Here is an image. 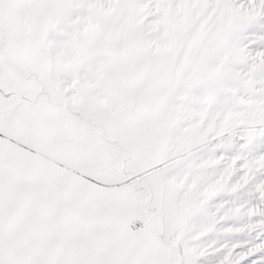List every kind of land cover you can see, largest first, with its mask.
I'll return each instance as SVG.
<instances>
[{
	"label": "snow or ice",
	"instance_id": "obj_1",
	"mask_svg": "<svg viewBox=\"0 0 264 264\" xmlns=\"http://www.w3.org/2000/svg\"><path fill=\"white\" fill-rule=\"evenodd\" d=\"M0 264H264V0H0Z\"/></svg>",
	"mask_w": 264,
	"mask_h": 264
}]
</instances>
